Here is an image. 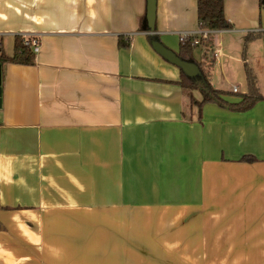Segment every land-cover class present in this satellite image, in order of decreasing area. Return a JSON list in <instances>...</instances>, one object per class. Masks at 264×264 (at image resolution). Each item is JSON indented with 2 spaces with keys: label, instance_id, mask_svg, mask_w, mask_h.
<instances>
[{
  "label": "crops",
  "instance_id": "crops-1",
  "mask_svg": "<svg viewBox=\"0 0 264 264\" xmlns=\"http://www.w3.org/2000/svg\"><path fill=\"white\" fill-rule=\"evenodd\" d=\"M224 11L211 85L237 102L248 68L264 97V0ZM146 14L147 0H0L6 55L16 35L41 44L33 66L0 64V264H264V101H191L149 38L178 55L197 0H157L154 34Z\"/></svg>",
  "mask_w": 264,
  "mask_h": 264
},
{
  "label": "trees",
  "instance_id": "trees-1",
  "mask_svg": "<svg viewBox=\"0 0 264 264\" xmlns=\"http://www.w3.org/2000/svg\"><path fill=\"white\" fill-rule=\"evenodd\" d=\"M199 28L208 31L226 30L231 27L230 23L225 17L224 0H197ZM142 31H149L147 20L144 19L141 25ZM156 37H150L152 42ZM247 41H251L248 38ZM122 48L130 47V40H124L122 37L119 42ZM0 47V64H14L20 66H33L36 61V54L31 46L29 39L24 36L16 35L14 39V55L9 57ZM203 47L205 50L204 62L197 63L194 59L193 52L195 49ZM214 51V39L210 37L206 40H201L199 46H192L190 41L180 44V51L178 56L187 62L196 63L202 72V77L191 79L183 74L180 84L183 89L189 93L191 101H194L193 92L200 91L203 94V100L199 103L200 107L206 104H216L219 107L226 108L233 112L244 113L251 110L258 102L264 101V97L260 94L256 86V79L251 71L247 68V82L249 92L245 95H240L237 102H229L225 96H231L225 91L216 90L211 85V69L212 60L210 55ZM245 162H255L256 159L252 156L244 157Z\"/></svg>",
  "mask_w": 264,
  "mask_h": 264
},
{
  "label": "water",
  "instance_id": "water-1",
  "mask_svg": "<svg viewBox=\"0 0 264 264\" xmlns=\"http://www.w3.org/2000/svg\"><path fill=\"white\" fill-rule=\"evenodd\" d=\"M156 10L157 0H147V14L146 20L150 34L155 32L156 24ZM152 48L158 53L163 59L168 61L170 64L178 67L188 78L195 79L202 77V72L196 63L187 62L182 60L175 52L168 49L164 44L158 40H154L151 43ZM1 69V67H0ZM2 90H1V74H0V107L2 105Z\"/></svg>",
  "mask_w": 264,
  "mask_h": 264
},
{
  "label": "built area",
  "instance_id": "built-area-1",
  "mask_svg": "<svg viewBox=\"0 0 264 264\" xmlns=\"http://www.w3.org/2000/svg\"><path fill=\"white\" fill-rule=\"evenodd\" d=\"M215 34V31L208 30H198L193 32H182L179 34L180 44H184L186 41H190L192 46H199L201 40H206L212 37ZM26 39H29L31 46L35 54L37 55L40 52V39L39 36H24ZM0 47H1V36H0ZM237 92V90H235Z\"/></svg>",
  "mask_w": 264,
  "mask_h": 264
},
{
  "label": "rangeland",
  "instance_id": "rangeland-1",
  "mask_svg": "<svg viewBox=\"0 0 264 264\" xmlns=\"http://www.w3.org/2000/svg\"><path fill=\"white\" fill-rule=\"evenodd\" d=\"M5 44V43H4ZM197 98L199 99V101H201L202 100V96L201 95H199V94H197Z\"/></svg>",
  "mask_w": 264,
  "mask_h": 264
}]
</instances>
